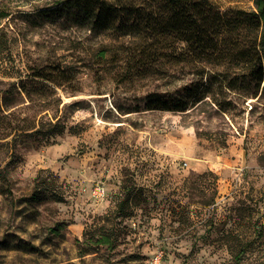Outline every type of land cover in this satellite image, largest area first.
<instances>
[{
  "label": "rangeland",
  "instance_id": "obj_1",
  "mask_svg": "<svg viewBox=\"0 0 264 264\" xmlns=\"http://www.w3.org/2000/svg\"><path fill=\"white\" fill-rule=\"evenodd\" d=\"M60 1L0 0V264H264V70L258 89L203 62L134 75L141 40L49 11ZM32 68L55 80L18 78ZM198 81L201 104L146 106Z\"/></svg>",
  "mask_w": 264,
  "mask_h": 264
},
{
  "label": "trees",
  "instance_id": "obj_2",
  "mask_svg": "<svg viewBox=\"0 0 264 264\" xmlns=\"http://www.w3.org/2000/svg\"><path fill=\"white\" fill-rule=\"evenodd\" d=\"M253 2V9L222 11L209 0H143L139 4L131 0L120 3L110 0H62L49 11L72 16L77 24L92 30L114 29L123 35L138 37L142 45L138 52L128 57L139 65L133 70L134 75L144 76L151 63L162 59L185 64L203 62L222 67V76L229 75L231 69L241 72L248 69L258 89L264 70V0ZM5 16L0 12V17ZM4 41L0 38V56L6 45ZM57 70L56 74L68 76V72ZM244 76L243 73L236 74L235 78L226 81L224 87L235 89L238 79H244ZM25 77L55 80L44 68L29 69L28 73L18 78L22 80ZM198 85L201 81L184 86L183 93L179 95L153 94L155 99L146 106L150 110L184 112L204 102L207 86L198 90ZM44 184L45 181L38 176L32 200H42L40 189ZM52 230L57 232L58 229ZM110 240L109 235L102 234L97 243L109 246ZM235 263L238 264V260Z\"/></svg>",
  "mask_w": 264,
  "mask_h": 264
},
{
  "label": "built area",
  "instance_id": "obj_3",
  "mask_svg": "<svg viewBox=\"0 0 264 264\" xmlns=\"http://www.w3.org/2000/svg\"><path fill=\"white\" fill-rule=\"evenodd\" d=\"M98 190V188H97ZM159 261H160V254H157L155 259L153 260V264H159Z\"/></svg>",
  "mask_w": 264,
  "mask_h": 264
}]
</instances>
